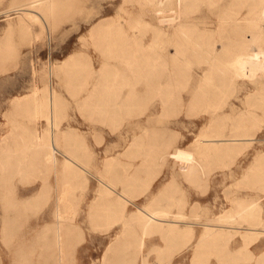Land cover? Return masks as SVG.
Returning <instances> with one entry per match:
<instances>
[{"label":"rangeland","instance_id":"1","mask_svg":"<svg viewBox=\"0 0 264 264\" xmlns=\"http://www.w3.org/2000/svg\"><path fill=\"white\" fill-rule=\"evenodd\" d=\"M257 1L183 0L173 14L192 23L189 32L210 33L221 22L228 27L235 17L258 10ZM150 3L151 0H0V48L11 45L0 54V139L11 127L12 116L8 113L12 98L31 92L36 83L43 85L42 76L49 64L62 65L73 53L88 62L82 80L71 84L66 73L61 72L54 85L62 99L61 128L80 133L67 140V145H73L75 155L92 172H85L89 180L72 191L78 202L74 220L81 225L82 233L76 247L66 243L65 259L61 262L56 241L58 220L53 212L59 183L56 175L38 166L10 172L0 167V264H102L104 251L124 229L125 221L116 213L107 214L100 209L90 212V204L101 186L100 176L111 177L118 190L124 189L134 197L136 205L132 201L126 203L123 218L152 201L172 204L173 211L183 207L188 217L182 226L193 223L195 230L216 223V215L231 213L247 200L260 201L264 215V168L254 165L264 154L263 101L261 94L254 95L261 79L235 78L225 60L214 61L205 52L197 53L193 38L174 39L170 34L158 37L155 49L160 56L151 71L148 47L154 30L150 22L161 28L166 23L163 18H154ZM19 6L40 12L47 25L27 15L22 18L24 24L17 23L21 13L14 7ZM104 21L107 23L92 33L96 24ZM217 31V40L211 38L216 46L223 44L219 32L229 36L225 40L233 48L241 46L232 29ZM106 62L109 65L103 68ZM212 63L216 65L215 74L206 79ZM173 72L177 80L167 88L172 97L180 93L184 102L166 108L161 92ZM216 79L221 80V85ZM85 80L87 87H80L77 92ZM205 81L209 83L205 85ZM201 84L206 93L217 89L219 98L190 103L195 92L202 89ZM96 85L97 92L86 100ZM22 110L14 119L35 126L26 106ZM253 110L259 116L250 117L247 130H235V136L241 139L239 151L185 153L204 131L205 138L216 136L209 127L211 120L228 117L224 133L229 134L233 132L234 119L244 114L248 117ZM36 126L42 129L43 124ZM166 130L173 133L169 144L165 143ZM252 133L255 140L250 142L247 138ZM138 138L140 141L131 146ZM65 142L61 140L62 145ZM2 156L4 149L0 147ZM151 178H155L154 182L145 189ZM43 185L44 194L34 201L32 198ZM166 188L169 189L164 191ZM221 224L250 226L244 220ZM71 231L75 229L67 231V237ZM236 234L241 235V231ZM146 240L143 252L149 264H171L174 256L184 260L193 251V239L176 245L179 240L175 237L153 231ZM141 256L134 248H121L112 253L109 264H141ZM211 256L216 257V247H202L191 261L213 264L206 260Z\"/></svg>","mask_w":264,"mask_h":264},{"label":"bare ground","instance_id":"2","mask_svg":"<svg viewBox=\"0 0 264 264\" xmlns=\"http://www.w3.org/2000/svg\"><path fill=\"white\" fill-rule=\"evenodd\" d=\"M257 2L259 5L258 10L251 11L247 16L235 17L234 22L231 25H228V27L224 22H221L217 29L218 31H225V29L230 28L234 31L237 40L241 43V46L235 49L225 40L228 39L229 36L223 35L222 32L219 33L221 36L220 40L223 44H220V47L216 46L215 41L217 40V30L210 33L200 31L199 33L193 34L189 32V29L193 27L192 23L185 21L182 16H179L178 18V16H174L173 14L176 7L183 3V0H151L150 4L154 10V18H163L166 27L161 28L158 23L150 22V27L154 30V38L148 47L150 53L149 58H152V62L149 64V69L153 71V69L157 67L154 61L157 60L160 53L155 49V43L159 36L170 34L174 39L188 37L189 40H191V38H193L192 43H194V48L197 53L200 54L201 51L205 52L208 57L212 58L214 61L225 60L226 64H228L231 69L233 77H240L245 80L261 79V84L258 86L254 95L261 94L260 98L263 101L262 115L264 116V0H258ZM188 3L189 1L187 4ZM164 6L165 11L163 10ZM14 9L47 25L46 18L38 11L33 13V10L23 6L14 7ZM106 23L107 21L96 24L92 33ZM119 24L120 27L123 28V23L121 22ZM126 36L128 35L126 34ZM212 37H215V41H211ZM108 65L109 63H104L103 68H107ZM215 66V63H212L206 79L211 78ZM87 68L88 62H83L77 55L69 56L62 65L49 64L44 76H42L44 79L43 85L36 83L32 93L12 98V107L8 113V115L12 116L10 117L11 127H9L6 134L0 139V147L4 149V156L0 158V167H2L4 171L25 170L38 166L44 171L53 172L57 177L59 183L55 188L56 205L53 212L58 220L56 224V241L58 258L61 262L64 261L66 254V232L71 230V227L79 226L73 222L77 213L76 206L78 202L74 201V193L72 191L77 186L83 187V184L89 180L84 174L85 172L90 174H92V172L86 168L83 165L84 163L75 155L73 145H67V140L76 137L80 133L73 128H61L60 102L62 99L54 85V79L59 78L61 72H65L68 81L73 84L76 81L82 80V73L86 72ZM34 72L36 73V70H34ZM116 74L118 76L119 72L117 71ZM176 80V73L173 72V74L169 75V79L164 83L166 88L161 92V97L163 105L166 108H172L176 104H183L184 102L180 93L173 95L172 97L167 88L172 86ZM86 81L87 80L83 81L82 84L79 85V90L77 92L81 91L80 87H87L88 82ZM208 81H205L204 84L207 85V83H209ZM215 81L218 85H221V80L216 79ZM204 84H201V90L195 92L190 103L197 99L215 101L219 98V92H217V89H211L209 93H206L203 90ZM98 87L99 85H96L95 89H93L87 97L85 96V99L89 100V98L93 96V93L97 92ZM25 106L26 110H29V117L35 123V126L33 127L27 126L17 119H14L16 114H20L24 111L22 109ZM212 107L215 111L217 105ZM250 114L251 115L248 117L244 114L243 116L234 119L232 127L233 132L229 134L224 133V128L227 127L226 120L228 117L211 120L209 127L212 128V130H215L217 133L215 134L216 136L205 138L207 134L206 131H204L193 142H191V144H189L185 153L192 151L203 155L210 152L223 154L237 150L239 151L240 144L238 140L241 139L235 136V130H247L249 120L251 119L250 117L259 116V113L254 110L250 111ZM39 123L43 124L42 129L36 126V124ZM166 133L165 143L169 144L173 140V133L168 130H166ZM216 139H221L222 142L219 143L215 141ZM61 140H64L67 143L65 142L66 144L62 145ZM247 140L250 142L255 140V133H252V136L247 138ZM139 141V138L133 140L131 146L137 144ZM254 165H260L262 166V169L264 168V154L254 161ZM107 166L104 165V168H107ZM154 179L155 178H151L147 182L145 189H148L152 185ZM261 179L264 180V169L261 174ZM99 181L101 186L98 189V194L90 204V212L100 209V211L107 214L116 213L117 215L119 214V219H124L125 221L124 229L119 232L116 238L111 241L107 249L104 251L102 264H109L112 253L121 248L136 249L142 253L140 263L149 264L150 261H147L143 249L146 245L147 235L153 231L159 232L163 236L171 235L172 237H175L176 240H179V243L176 245H180L181 242L187 244L194 238L195 227L193 223H186L185 226H182L181 224V222L188 217V213L183 207H179L177 211H173L170 207L172 204H159L157 201H152L151 204L144 207L139 206L137 210L125 215L123 218L122 216L125 214L126 203L132 201L136 205V202L133 201L134 197L124 189L118 190L116 183L111 177L104 178L100 176ZM44 188L45 185H43L41 190L37 193L36 199L41 198L44 194ZM168 189L169 188H166L164 191H167ZM215 220H217L216 223L206 224L205 228H203L201 239L199 241L200 244L203 243V240L205 239L215 241L216 239L223 238L226 240L229 237L236 235L238 231H241V235L245 239H255L259 235L264 234V227L259 226H264V215L262 213L260 201L257 200H247L237 208L233 209L231 213L228 212L216 215ZM228 220H244L247 221L250 226L243 227L242 225L230 226L221 224V222H227ZM228 228H232L233 230H229ZM129 260L130 259H128V261Z\"/></svg>","mask_w":264,"mask_h":264},{"label":"crops","instance_id":"3","mask_svg":"<svg viewBox=\"0 0 264 264\" xmlns=\"http://www.w3.org/2000/svg\"><path fill=\"white\" fill-rule=\"evenodd\" d=\"M21 13V12H20ZM33 13H36L33 11ZM25 17L24 13H21L19 17L17 18V23H25L22 21V18ZM10 44H5L0 48V54L3 52L2 50L10 49ZM73 53L69 54L67 57L71 56ZM34 89V88H33ZM33 90L29 93H32ZM25 95V94H23ZM23 95H15V96H23ZM14 96V97H15ZM13 97V98H14ZM37 195V194H36ZM36 195L32 198L35 200ZM30 204H33V202L30 200ZM75 224H77L76 220H73ZM77 227H71L75 229V232L73 233L71 231V235L67 237V244L72 245V247H76L78 244V236L82 233V227L80 224ZM229 230H233L232 228H228ZM203 229L201 227L197 228L195 230V235L193 238V251L191 253V256L189 258L182 260L180 256H174L172 259L171 264H192V258L195 257V255L198 252H201V248L205 247H216V257H209L206 260L213 264H264V234L259 235L255 239H245L242 237V235H234L232 237H229L228 239L219 238L215 241H212L211 239H205L203 240V243H201L200 249L198 250V244L201 239V232ZM73 233V234H72ZM147 244V240H146ZM241 245V246H240ZM163 247V245H161ZM241 251L245 253L243 256L241 255Z\"/></svg>","mask_w":264,"mask_h":264}]
</instances>
